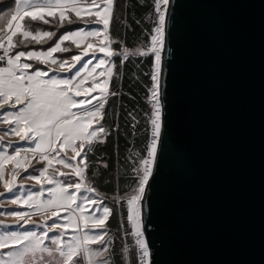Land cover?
<instances>
[{
	"label": "snow or ice",
	"instance_id": "1",
	"mask_svg": "<svg viewBox=\"0 0 264 264\" xmlns=\"http://www.w3.org/2000/svg\"><path fill=\"white\" fill-rule=\"evenodd\" d=\"M13 4L10 18L5 20L0 14V110L7 106V111H0V123L10 125L0 141L4 136H15L28 147H15L10 153L12 145L8 144L0 150V183L12 193L9 201L25 210L2 213L24 224L19 225L21 230H14L16 226L0 223L4 229L0 231V264H112L114 238L109 236L107 221L114 209L104 204L93 187L88 153L112 134L102 122L109 99L120 95L111 87L113 77L119 74L113 57H120L124 63L132 56L151 57V111L145 113L151 138L146 156L132 168L135 182L130 192L116 196L114 205L126 207L122 238L131 237L134 242L133 247L123 244L125 264H153L143 206L164 131L162 77L170 0H155L149 40L134 51L126 46L120 50L112 47L110 29L117 0H13ZM77 22L83 26L64 31L48 49L29 48L57 35L40 25L59 30ZM66 42L77 51L60 59L56 53L72 51L64 46ZM98 68L103 70L97 72ZM64 71L70 73L68 78L60 75ZM128 115L135 129L139 121L132 113ZM9 164L13 168L7 173L10 179H6ZM37 164L43 166L37 168ZM21 170L28 174L20 177ZM18 178L34 181L39 188L33 191L22 182L17 185ZM33 215L46 216L47 220L28 230L25 225Z\"/></svg>",
	"mask_w": 264,
	"mask_h": 264
},
{
	"label": "water",
	"instance_id": "2",
	"mask_svg": "<svg viewBox=\"0 0 264 264\" xmlns=\"http://www.w3.org/2000/svg\"><path fill=\"white\" fill-rule=\"evenodd\" d=\"M153 264H264V0H170Z\"/></svg>",
	"mask_w": 264,
	"mask_h": 264
},
{
	"label": "trees",
	"instance_id": "3",
	"mask_svg": "<svg viewBox=\"0 0 264 264\" xmlns=\"http://www.w3.org/2000/svg\"><path fill=\"white\" fill-rule=\"evenodd\" d=\"M12 3L13 0H0V14ZM154 3L155 0H117L115 21L110 29L114 49L120 50L126 46L134 51L149 40L147 33L152 27L150 17L154 16ZM113 61L119 74L113 77L111 87L120 95L109 99L107 116L102 122L112 134L105 142L96 143L94 150L88 153L91 162L88 171L93 187L104 198V204L114 209L107 221L109 236L114 238L112 264H125L122 259L123 244L133 247V241L131 237L122 238V226H126V207H115L114 198L130 192V186L135 182L132 168L138 167L139 158L147 154L146 146L151 135L145 113L151 111L148 89L152 83L149 75L152 64L151 57L132 56L124 63H121L120 57H113ZM129 113L139 121L135 129L131 126L134 121ZM114 128L116 130L112 131ZM105 162L108 165L106 168ZM93 172L96 173L94 177L91 175Z\"/></svg>",
	"mask_w": 264,
	"mask_h": 264
},
{
	"label": "rangeland",
	"instance_id": "4",
	"mask_svg": "<svg viewBox=\"0 0 264 264\" xmlns=\"http://www.w3.org/2000/svg\"><path fill=\"white\" fill-rule=\"evenodd\" d=\"M14 11V4L12 3L10 8L7 9V11H4L2 13L3 17L5 19L10 18V16L12 15ZM83 24L80 22H77L75 24H71V25H65V28H60L59 30H57L54 26H49V25H40V27L44 30H52V31H56L57 35L55 38H53L50 41H46L43 44H30L29 48H34L36 50H46L49 47H51L59 38V35L61 33H63L66 30H73V29H78L80 27H82ZM90 27H102V25H90ZM64 46H68L72 48L71 52L68 53H56V56H59V58H62L63 55H67L66 58H68L70 55L73 54V52L77 51L75 49V46L70 45L68 42L65 43ZM27 50V49H25ZM97 56H102V54L97 53ZM87 59V58H85ZM30 63H34L33 61H30ZM93 63H95V61H93ZM51 66V65H50ZM40 67H43V65H40ZM51 67H55V66H51ZM91 67V65L89 66ZM103 68H98L97 72L102 71ZM114 71V70H113ZM55 74V73H52ZM60 75L62 76V78H68V76L70 75V73H67L66 71L61 72ZM105 77H99L100 80H103ZM91 77H89V83H91ZM112 82V81H111ZM93 95H96V93H94ZM81 99L83 97H80ZM0 111H7V106H5V108L3 110ZM10 125L8 124H4V123H0V135H3L4 132H6L9 129ZM8 144L12 145V148H9L8 151L11 153L12 149L15 147H28V144L25 142H21L19 141V137H15V136H4V139L2 141H0V150H3L4 147H7ZM23 155V154H22ZM29 158H31V155L29 154ZM33 163L35 164V161H33ZM42 164H37L36 167L40 168L42 167ZM58 167H61L60 165H57ZM139 166V165H138ZM13 168V165L9 164L6 166V179H10V176L7 175V173L11 172ZM29 171L32 172L33 169L29 168ZM28 173L23 172L22 170L20 171V177L26 176ZM38 174V173H35ZM60 179H63L62 177ZM23 183L25 185L26 188H31L33 191L37 190L39 188V185H36L34 181L31 180H23L21 181V179H17L16 183L17 185H19L20 183ZM0 193H3V196H0V221L2 224H6V225H11V226H16L14 230H21L19 228V225L24 224L23 220H19V218L15 217V216H5L2 213L4 212H11V211H24V208H20L15 204H12L9 201V197L12 196V193H8L6 192V190L3 187V184L0 183ZM106 204V203H105ZM102 207V206H101ZM64 215H66V213H62ZM100 213L97 212V215H99ZM25 219H28L27 217ZM47 220V217H41L40 215H33L31 217V219L29 220L28 224L25 225V227L28 228V230H32V226L33 225H39L44 223V221ZM50 222V221H49ZM0 231H4L3 228H0ZM50 235H52L50 233ZM133 241V240H132ZM134 244V242H133ZM93 247H99V245H93Z\"/></svg>",
	"mask_w": 264,
	"mask_h": 264
},
{
	"label": "crops",
	"instance_id": "5",
	"mask_svg": "<svg viewBox=\"0 0 264 264\" xmlns=\"http://www.w3.org/2000/svg\"><path fill=\"white\" fill-rule=\"evenodd\" d=\"M56 167H57V165H56ZM0 223H1V221H0Z\"/></svg>",
	"mask_w": 264,
	"mask_h": 264
},
{
	"label": "built area",
	"instance_id": "6",
	"mask_svg": "<svg viewBox=\"0 0 264 264\" xmlns=\"http://www.w3.org/2000/svg\"><path fill=\"white\" fill-rule=\"evenodd\" d=\"M49 171H51V169Z\"/></svg>",
	"mask_w": 264,
	"mask_h": 264
}]
</instances>
